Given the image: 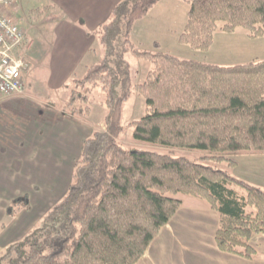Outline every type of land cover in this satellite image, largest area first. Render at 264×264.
<instances>
[{
    "label": "trees",
    "instance_id": "trees-1",
    "mask_svg": "<svg viewBox=\"0 0 264 264\" xmlns=\"http://www.w3.org/2000/svg\"><path fill=\"white\" fill-rule=\"evenodd\" d=\"M159 1L123 0L97 30L103 49L109 33L125 24V52L149 61L151 68L135 83L125 77L129 66L118 76L108 58L100 57L83 78L71 81L73 88L67 84L66 110L85 116L100 88L98 100L108 109L106 131L96 129L83 142L66 194L40 225L5 254L0 246V264H137L182 206L180 195L204 199L220 214L216 242L222 251L256 257L251 241L264 234V190L207 162L236 165L227 155L264 153V60L218 65L138 48L128 37ZM53 9L48 5L35 13L50 15ZM239 29L264 37V0H189L179 40L208 51L216 33ZM124 77L130 85L119 93ZM134 93L146 100L145 115L129 124L136 142L211 155L197 160L173 151L123 147V106ZM29 202L28 194L17 199L8 215L14 217Z\"/></svg>",
    "mask_w": 264,
    "mask_h": 264
},
{
    "label": "crops",
    "instance_id": "crops-1",
    "mask_svg": "<svg viewBox=\"0 0 264 264\" xmlns=\"http://www.w3.org/2000/svg\"><path fill=\"white\" fill-rule=\"evenodd\" d=\"M52 1V36L42 56L46 69L44 84L47 85L46 89L62 93L61 90L69 82L74 78H83L88 67L100 60L99 56L92 57L96 55L95 47L99 44L96 32L110 21L113 9L123 0ZM164 1L160 0L151 10ZM20 4L21 0L11 12L17 15ZM144 18L137 21L134 28L141 26ZM180 34L178 43H181ZM156 46L160 51L187 58L173 53L171 49H162L158 41ZM38 87L42 88L40 84ZM36 94L26 93L0 100V225L6 221L5 227L0 229L1 248L19 242L32 232L47 212L64 197L83 142L92 136L99 125H104V121L88 122L84 115L68 112L69 96L56 101L50 97L47 99V93ZM56 95L58 97V92ZM41 98L43 100L40 101ZM62 163L67 165L68 180L63 191L56 194L50 185H43L41 178L47 166L57 168ZM29 174L34 177L29 178ZM51 176L52 181L60 175L52 173ZM25 181L30 191L29 206L10 217L7 212L14 197L24 194V191L16 192V189L10 192L11 186L17 183L25 186ZM47 190H51L49 194H46ZM190 197V200L183 199L182 206L137 264H264V234L254 236L251 241L257 250L256 257L252 259L222 251L216 242L220 214L206 200Z\"/></svg>",
    "mask_w": 264,
    "mask_h": 264
},
{
    "label": "rangeland",
    "instance_id": "rangeland-1",
    "mask_svg": "<svg viewBox=\"0 0 264 264\" xmlns=\"http://www.w3.org/2000/svg\"><path fill=\"white\" fill-rule=\"evenodd\" d=\"M51 4H54L52 0H21V4L18 6L19 10L17 17L20 26L29 32L31 39L33 38L35 40L33 48L29 53L30 67L24 75V81H26L27 85L26 93H35V95H37L36 93L43 92L49 94L48 98L50 97L59 101L69 96L70 88H73L74 84L70 82V88L62 89V93L58 90L51 91L45 88L47 87V85L44 84L46 69L44 68L45 61L42 56L45 55L48 49V40L50 36H52L51 21L53 20V16L47 14L44 16L36 15L35 13V10L39 8L43 9L45 6ZM188 9L189 0H165L161 5L156 7V9L150 10L149 15L144 18L145 21H143L144 23L141 26L133 27L134 29L131 31V35L128 39L137 45L138 48L149 50H159V46H156V41H158L162 44V49L168 48L171 49L173 53L180 56L182 55L183 57L207 61L218 65H236L239 63H248L256 59L264 60V37L252 38L244 29H239L233 34L218 32L208 51H195L186 44L178 43V35L182 31L188 18ZM116 28V31L114 30L109 33L106 46H104L103 49L100 47V44L95 47L96 55L93 54L92 57H107L110 66L114 70V74L118 76L122 74L123 68L129 66L130 71L127 69L125 70V77L130 76L135 83L142 82L151 68V63L145 59H138L136 55L131 52H125V41L127 39L125 35V24L119 23ZM125 77L123 80L126 83L122 82L117 84V91L119 93L125 91L130 85L127 84L129 82H127ZM39 84L42 88L38 87ZM75 87L76 85L74 88ZM57 92L59 94L58 97L56 95ZM93 95L92 97L90 96L91 101L88 104L91 107V111L87 116L84 115V119H88V122L94 123L105 121L108 115V109L105 104H102L98 100L99 97H101L100 88H96ZM38 97L40 98V96ZM41 100L43 99L41 98L40 101ZM145 113L146 100L138 93H134L130 99L124 103L122 124L125 129L119 136V140L123 147L152 148L165 152L173 151L176 155H185L191 159L197 160L203 155H211V153L200 150L171 149L136 142L133 138L134 129L129 124L131 121L143 117ZM97 129L106 131L105 123L104 125H99ZM227 158L236 161L238 164L230 165L228 161H208L207 163L220 169L227 170L233 177L242 180L246 184L264 190V153L236 152L229 156L227 155ZM14 165L16 167V164ZM66 168L67 165L65 163H62L57 168L47 166L41 178L43 185H47V187L50 185V189L52 190L54 188L52 192L56 194L62 192L68 180ZM51 170L53 172H51ZM52 173L55 176L58 174L60 176L51 181L50 179L53 178L51 176ZM28 177L31 178L34 177V175L29 174ZM11 187L12 189L10 192L13 191V189H16V192L24 191L23 195L14 197L11 205L26 194H28L30 198V191L27 190V181H25V186L17 183ZM51 190H47L46 194H49ZM180 196L184 200H190L188 198H191L187 195ZM51 207L52 206L49 208ZM36 208L37 207H34V209ZM30 212H33V210L30 209ZM8 247L9 246L2 248L3 254H5ZM1 264H5V262L3 261Z\"/></svg>",
    "mask_w": 264,
    "mask_h": 264
},
{
    "label": "built area",
    "instance_id": "built-area-1",
    "mask_svg": "<svg viewBox=\"0 0 264 264\" xmlns=\"http://www.w3.org/2000/svg\"><path fill=\"white\" fill-rule=\"evenodd\" d=\"M20 0H0V100L26 95L24 74L30 67L33 47L27 30L11 10Z\"/></svg>",
    "mask_w": 264,
    "mask_h": 264
}]
</instances>
